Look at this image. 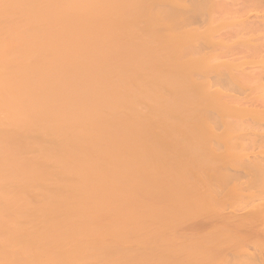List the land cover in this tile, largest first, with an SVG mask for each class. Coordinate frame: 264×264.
Segmentation results:
<instances>
[{
    "label": "bare ground",
    "instance_id": "6f19581e",
    "mask_svg": "<svg viewBox=\"0 0 264 264\" xmlns=\"http://www.w3.org/2000/svg\"><path fill=\"white\" fill-rule=\"evenodd\" d=\"M94 260L264 264V0H0V264Z\"/></svg>",
    "mask_w": 264,
    "mask_h": 264
},
{
    "label": "rangeland",
    "instance_id": "374dc122",
    "mask_svg": "<svg viewBox=\"0 0 264 264\" xmlns=\"http://www.w3.org/2000/svg\"><path fill=\"white\" fill-rule=\"evenodd\" d=\"M254 18H255V17H254ZM256 18H257V17H256ZM256 18H255V19H256ZM259 19H260V17L257 18V20H259ZM137 25H138V29H141V28H144V27L146 26V22H145L144 20H142V21H140V22H137ZM218 102H221V101H218ZM225 103H226L227 106H228L231 102H229V101L226 102V101H225ZM216 104L218 105V103H216ZM221 105H222V102H221ZM224 105H225V104H224ZM224 105H222V106H224ZM232 105L234 106V104L232 103L231 105H229V107L232 106ZM218 106H219V105H218ZM220 107H221V106H220ZM218 108H219V107L215 106L216 111H217ZM211 109H213V108H211ZM211 109H210V110L208 109V111L211 112V113H215V114L212 115L211 113H208V112H207L208 115H209V117L211 118V116H215V118H214V117H213V118H214V119H217V117H216V112H215V111H214V112L211 111ZM215 109H214V110H215ZM233 111H234V110H233ZM235 112L238 113L239 111H236V110H235ZM237 113H236V115H237ZM217 114H218V113H217ZM232 114H233V112H232ZM209 117H208V118H209ZM210 118H209V121H208V122H209V123H213V120H214V119L212 118L213 120H212V119L210 120ZM211 121H212V122H211ZM220 130H221V128H220ZM222 130H223V128H222ZM221 132H222V131H221ZM178 228H179V227H177V231L179 230V232H178V235H179V233H182L181 231H184V230H183L181 227H180V229H178ZM181 229H182V230H181ZM180 230H181V231H180ZM180 236H181V235H180ZM180 236H179V237H180ZM180 240H182V239H180ZM150 245H153V244H150ZM94 261H95V262H94L95 264H99V263H100L98 260H94Z\"/></svg>",
    "mask_w": 264,
    "mask_h": 264
}]
</instances>
